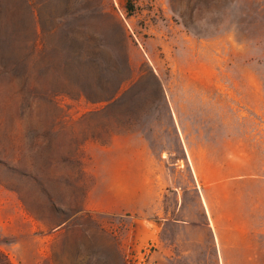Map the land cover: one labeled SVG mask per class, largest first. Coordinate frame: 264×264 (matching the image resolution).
I'll list each match as a JSON object with an SVG mask.
<instances>
[{
  "label": "rangeland",
  "instance_id": "374dc122",
  "mask_svg": "<svg viewBox=\"0 0 264 264\" xmlns=\"http://www.w3.org/2000/svg\"><path fill=\"white\" fill-rule=\"evenodd\" d=\"M150 243L264 264V0H0V249L132 264Z\"/></svg>",
  "mask_w": 264,
  "mask_h": 264
},
{
  "label": "crops",
  "instance_id": "0c3cea01",
  "mask_svg": "<svg viewBox=\"0 0 264 264\" xmlns=\"http://www.w3.org/2000/svg\"><path fill=\"white\" fill-rule=\"evenodd\" d=\"M152 188L153 189L161 188V182L160 181L156 182L155 180L151 179L150 177H146V176L142 175L141 176V212H143L145 210V206L147 205V200L145 197V191L152 189ZM158 198L159 197L156 195L153 196L151 199V202L156 201ZM109 210H112V209L109 208ZM180 221H184V220H180ZM207 221L209 224V220H207ZM216 243H217V249H218L219 255L224 256L225 243L221 239H218Z\"/></svg>",
  "mask_w": 264,
  "mask_h": 264
},
{
  "label": "built area",
  "instance_id": "2783aa9c",
  "mask_svg": "<svg viewBox=\"0 0 264 264\" xmlns=\"http://www.w3.org/2000/svg\"><path fill=\"white\" fill-rule=\"evenodd\" d=\"M155 247V244L150 243L141 249L140 253L133 255L132 264H154L151 256V250Z\"/></svg>",
  "mask_w": 264,
  "mask_h": 264
},
{
  "label": "trees",
  "instance_id": "16d2710c",
  "mask_svg": "<svg viewBox=\"0 0 264 264\" xmlns=\"http://www.w3.org/2000/svg\"><path fill=\"white\" fill-rule=\"evenodd\" d=\"M0 255L3 257L4 259V264H11L10 260L8 258V256L3 252V250L0 249Z\"/></svg>",
  "mask_w": 264,
  "mask_h": 264
}]
</instances>
